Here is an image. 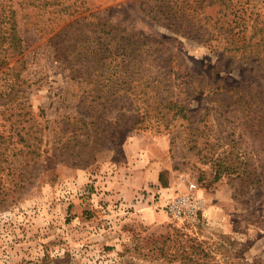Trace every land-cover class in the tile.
Masks as SVG:
<instances>
[{
    "label": "rangeland",
    "instance_id": "1",
    "mask_svg": "<svg viewBox=\"0 0 264 264\" xmlns=\"http://www.w3.org/2000/svg\"><path fill=\"white\" fill-rule=\"evenodd\" d=\"M224 4L228 21L249 18L236 37L264 27V0ZM164 5L0 0V264H264V136L230 112L264 104V63L211 50L201 19L222 17L217 5L187 9L191 23ZM91 14L147 42L143 72L173 78L149 102L73 77L84 64L63 40L89 35ZM155 89L187 117L155 109ZM219 156L238 171L216 179ZM252 166L259 182L239 174ZM184 196L199 203L192 215L169 209Z\"/></svg>",
    "mask_w": 264,
    "mask_h": 264
},
{
    "label": "trees",
    "instance_id": "2",
    "mask_svg": "<svg viewBox=\"0 0 264 264\" xmlns=\"http://www.w3.org/2000/svg\"><path fill=\"white\" fill-rule=\"evenodd\" d=\"M176 1L182 6L181 9L183 11L181 9L175 11V8H172L171 5L174 4V0H163L165 3L164 7L166 8L164 14L169 20H176V18L181 16L183 22L189 21L191 23L190 18L186 17L187 9L197 11L204 8H212L216 5L220 7L219 12H225L222 17L206 14L201 19V21L204 20V23H201L202 28H211L216 32L212 31L208 33L212 36L208 39L211 43V50L217 51L218 49H222L223 53L243 63H264V27H259L250 36L236 37L239 33L236 32V29L240 26L241 19L239 17V21L234 17V19L228 21L226 12L229 7L224 4V0ZM91 15L97 21L94 22L95 24L91 23L89 35H85L83 29L80 27L72 31V33H67L68 37L66 36L63 40L65 41L63 48L67 46L71 50L70 55L79 57L77 59L81 60L84 64L83 69L71 67L73 77L89 81L94 86L92 90L98 91V93L110 92L117 95L121 92H132L142 94L143 102L151 100L148 97V88L154 91L153 85H157V83H161L163 80H173L172 77H168L166 72L160 71L158 73L159 76H163L162 79L161 77L157 78L155 74L150 75L148 71H142V60L145 59V52H149V49H144L147 42L142 41L139 37L134 38L132 36L121 35L122 30L120 28H116L113 24L95 14ZM224 18L226 19L223 20ZM248 19L242 20V23L246 25ZM12 23V34L16 36V25L15 22ZM242 23L240 27H244ZM195 24H198V22ZM65 30L69 31L70 29L65 28ZM109 41H111V44H115V49L112 52L118 53L116 55L118 60L114 64H107V44ZM113 41L116 42L113 43ZM159 95L160 91L155 89V101L157 103L155 109L164 110L166 114L173 111L175 116L179 114L181 117H187L188 109L185 103L175 100L174 97L160 99ZM237 103L235 101L234 105ZM248 103L249 101L244 100L241 105L239 103V108L235 107L230 112L239 110L242 113V120L243 122L245 121L246 128L250 129V132L252 131L256 136H259V134L264 136V104H260V99L253 104L250 103L249 105ZM210 144L213 145L212 143ZM221 158L219 156L213 159L214 164L217 165L216 179H219L224 172L235 173L238 171V165L233 163L224 164ZM257 169V167L252 166L250 170L244 169L239 174L246 176L255 175V181L259 182L260 179L257 176L261 173Z\"/></svg>",
    "mask_w": 264,
    "mask_h": 264
},
{
    "label": "built area",
    "instance_id": "3",
    "mask_svg": "<svg viewBox=\"0 0 264 264\" xmlns=\"http://www.w3.org/2000/svg\"><path fill=\"white\" fill-rule=\"evenodd\" d=\"M198 206L199 203L197 201L194 202V199L192 197L184 196L170 203L169 209L174 214L187 213L192 215L195 212V210L198 208Z\"/></svg>",
    "mask_w": 264,
    "mask_h": 264
}]
</instances>
